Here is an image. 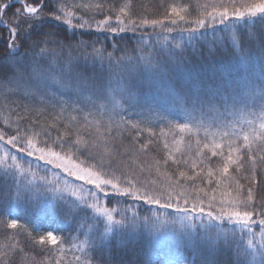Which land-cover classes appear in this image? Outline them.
Instances as JSON below:
<instances>
[{
    "label": "snow or ice",
    "instance_id": "1",
    "mask_svg": "<svg viewBox=\"0 0 264 264\" xmlns=\"http://www.w3.org/2000/svg\"><path fill=\"white\" fill-rule=\"evenodd\" d=\"M104 8L99 2L0 0V28L7 32L0 34V103L10 111L23 105L26 113L39 114L40 106L71 112L79 124L72 125L76 135L84 129L91 138L75 141L74 147L65 142L66 131L53 141L50 128L56 126L57 114L39 132L22 130L20 124L15 134L0 131V142L93 188L81 195V188L65 182L61 189L46 173L38 177L31 163L24 167L5 150L0 200L26 202L37 210L50 197L74 235L55 234L63 229L40 234V226L16 218L8 219L6 228L24 229L29 237L36 233V244L59 245L61 253L69 244L80 253L74 264H264V0H207L198 5L195 18L190 6L179 4L170 5L161 17L138 16L131 0H125L95 21V30L106 33L103 40L85 38L84 30L92 29L85 12ZM177 29L179 38L172 35ZM206 65L217 71L203 75ZM244 122L249 128L238 129ZM157 124L181 135L196 130L191 173L179 170L166 184H142L123 172L117 175L111 163L105 167L98 149L113 157L146 152L153 141L142 138L145 132L155 136ZM34 136L43 138L44 146ZM89 160L91 165L85 163ZM206 161L215 165L207 168L203 181L215 180L211 196L194 183L204 173L198 165ZM232 166L235 175H230ZM253 225L259 226L258 234ZM144 236L148 259L128 258L129 245ZM170 242L178 247L174 250ZM21 253L15 244L8 245L0 252V264H17Z\"/></svg>",
    "mask_w": 264,
    "mask_h": 264
},
{
    "label": "trees",
    "instance_id": "2",
    "mask_svg": "<svg viewBox=\"0 0 264 264\" xmlns=\"http://www.w3.org/2000/svg\"><path fill=\"white\" fill-rule=\"evenodd\" d=\"M104 3L105 8L102 12L96 13L93 12H85L84 18L89 19L92 22V29H85V38L96 39L99 38L103 40L104 35L106 33L99 32L95 30V21L101 20L105 15L109 14V8H118L120 7L125 0H69V3ZM207 0H131L132 10L138 16H147V17H161L164 15L165 10L169 8L170 5L179 4L181 6H190V15L192 18H195L199 14L198 5H203ZM81 10H77V14L80 13ZM112 20H115V11L112 13ZM93 16L95 19H93ZM62 30L66 28L64 25H58ZM149 34L152 33V30H146ZM79 33V30H77ZM0 34L7 35L6 30L0 28ZM68 35L71 36V31H68ZM111 35V34H107ZM125 36H131V33L122 34ZM172 35H175L179 38L180 31L176 30ZM79 35H77V39H79ZM171 39V36L169 37ZM107 43H111L109 40ZM2 44V42H0ZM3 54V47L0 46V55ZM217 71L215 66H204L201 69V72L205 76H211L213 73ZM10 107H17L15 105ZM41 107V111L39 114L36 110L31 111L30 113H26L23 105H20L17 111H10L8 108H5L2 103H0V131H7L11 134L16 133V125L20 124L22 126V130L24 128L30 129L33 132H39L42 128H48V126L53 124V117L57 114L60 115V118L56 121V126L50 128L51 139L55 141L58 135H63L67 131L68 135L64 136L65 142L73 143L75 147V141H81V144L89 142L90 137L88 131L81 129L80 135H76L75 129L72 127L73 124L79 126L77 121H73L71 119V112L60 113L59 109H51L43 110V106ZM135 118V117H133ZM255 121L254 117H250ZM68 125L67 129L65 125ZM237 128H243L247 130L249 125L244 123H238ZM162 130V131H161ZM156 135L149 136L147 132H145L144 140H151L152 143H149L148 150L146 152H130L128 155L124 157L115 156L113 157L109 153L104 152L103 148L98 149L104 156L105 167H108V164L111 163L112 169H115L116 174L120 175L122 172L127 175V177L131 178L134 182L147 183L149 181H156L159 184H166L169 179L175 180L178 177L179 170H185L191 173V168L189 165L191 164L192 159L195 158L194 153L196 152V130L193 129L191 134H179L177 129L171 128V126L166 127L163 124H157ZM199 136L201 139L204 137V130L201 129L199 132ZM34 140L40 145L44 146L43 138L33 137ZM219 140V137H216ZM165 143H167L168 147L165 148ZM189 143H191V149H189ZM54 151H61V149L57 146V144L50 145ZM137 148L139 145L137 144ZM8 150L12 155H16L18 161L21 162L24 167H27V163H31L34 169H37V176H43L45 173L48 178L53 181L55 184H59L61 189L64 188L65 182L70 185H77L78 183L83 184V182L75 181L72 177L66 175L64 172H61L60 169L54 168L52 165H46L42 161L35 160L34 157H27L22 153H17L15 148H10L5 145L3 142H0V156H3L4 151ZM205 152L210 156L211 153L205 149ZM63 155L64 152H61ZM79 160L83 161L84 157L79 156ZM99 159V157H98ZM167 160L165 164L163 161ZM188 160V164H184V160ZM178 161L179 163H174L173 161ZM156 161H160L159 164ZM212 162H219L218 157H212ZM73 162H78L77 157H73ZM86 164L91 165L92 161H85ZM209 166H215L211 164V162H205L204 165H198L197 171H200V168H204V173H202L201 178H198L194 181L198 186H202L205 190L209 192V196L212 195L211 189L216 188L215 180L211 184L203 183L206 181L208 177L206 176L207 168ZM143 169V171H141ZM230 175H235V166L230 167ZM182 183H186L191 185L193 181H181ZM241 183H246V181L241 180ZM155 185L149 184V187H153ZM226 185H221L220 190L222 191ZM90 192L93 190L91 185L84 184V192ZM82 193L81 195H83ZM203 193H201L202 195ZM102 195V194H101ZM217 198L220 196V191L216 192ZM111 200L117 199V197H109ZM131 203V201H128ZM116 206V205H112ZM0 212H6L8 215L0 216V220L3 221V224H0V252L6 250L8 245L15 244L17 246V251L23 249V253L20 256L16 257L17 264H33L35 261L36 264H74V256L80 255L79 252H75L71 249L69 244H65V251L63 253L59 252L57 246L51 245H39L34 242L35 239H38V235L36 233L32 234V237L28 236V232L24 229L13 230L7 229L6 223L8 219L16 218L19 223L24 224L26 221H30L31 223L37 224L41 227L40 234H44V232L48 229H63V231H56L55 234L63 237H69L70 235H74V233H70L69 226L67 224L62 223L63 216L59 212L58 208L54 206L51 198H46L40 204L37 210H33L30 204L26 202H15L9 201L5 202L0 200ZM225 227H231L225 225ZM253 231L257 234L259 233V226L253 225ZM14 237L13 239H8V237ZM81 240L83 237L80 238ZM246 239H244L243 244L246 245ZM117 243L116 239H112V244L115 245ZM170 246L175 250L178 246L174 243L170 242ZM148 251V237L144 236L138 243H132L129 245V250L126 253V256L132 260H136L139 258H143L145 260L148 259L147 256L144 255ZM154 259V258H153Z\"/></svg>",
    "mask_w": 264,
    "mask_h": 264
},
{
    "label": "rangeland",
    "instance_id": "3",
    "mask_svg": "<svg viewBox=\"0 0 264 264\" xmlns=\"http://www.w3.org/2000/svg\"><path fill=\"white\" fill-rule=\"evenodd\" d=\"M112 23L113 24H115V20H112ZM95 27V26H94ZM146 30H151L150 28L149 29H146ZM43 162V161H42ZM61 171V170H60ZM62 172V171H61ZM76 187H79V188H81L82 189V192H81V194L82 193H84V184H81V183H78L77 185H75ZM92 187V186H91ZM85 192H86V190H85ZM37 225V224H36Z\"/></svg>",
    "mask_w": 264,
    "mask_h": 264
}]
</instances>
